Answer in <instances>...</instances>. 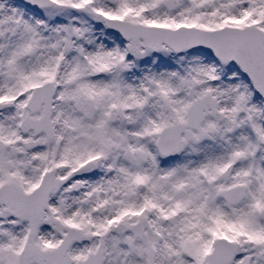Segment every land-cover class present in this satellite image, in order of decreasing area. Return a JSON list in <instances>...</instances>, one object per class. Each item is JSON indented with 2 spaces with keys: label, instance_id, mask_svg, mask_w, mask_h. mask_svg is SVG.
Masks as SVG:
<instances>
[{
  "label": "snow or ice",
  "instance_id": "obj_1",
  "mask_svg": "<svg viewBox=\"0 0 264 264\" xmlns=\"http://www.w3.org/2000/svg\"><path fill=\"white\" fill-rule=\"evenodd\" d=\"M0 264H264V0H0Z\"/></svg>",
  "mask_w": 264,
  "mask_h": 264
}]
</instances>
